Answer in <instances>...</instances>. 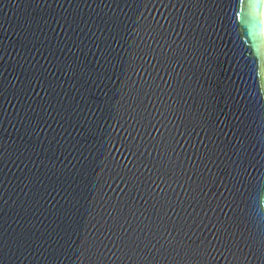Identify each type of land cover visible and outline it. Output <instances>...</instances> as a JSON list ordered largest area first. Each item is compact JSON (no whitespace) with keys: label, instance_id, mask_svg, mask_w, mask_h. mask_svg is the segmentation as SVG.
Masks as SVG:
<instances>
[{"label":"water","instance_id":"obj_1","mask_svg":"<svg viewBox=\"0 0 264 264\" xmlns=\"http://www.w3.org/2000/svg\"><path fill=\"white\" fill-rule=\"evenodd\" d=\"M264 0H0V264H264Z\"/></svg>","mask_w":264,"mask_h":264},{"label":"bare ground","instance_id":"obj_2","mask_svg":"<svg viewBox=\"0 0 264 264\" xmlns=\"http://www.w3.org/2000/svg\"><path fill=\"white\" fill-rule=\"evenodd\" d=\"M262 18H263V37H264V4H263V10H262Z\"/></svg>","mask_w":264,"mask_h":264}]
</instances>
